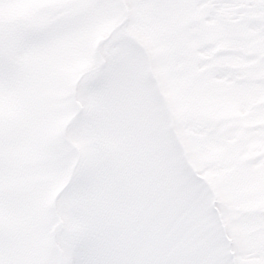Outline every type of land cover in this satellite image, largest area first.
Instances as JSON below:
<instances>
[{
  "label": "snow or ice",
  "instance_id": "1",
  "mask_svg": "<svg viewBox=\"0 0 264 264\" xmlns=\"http://www.w3.org/2000/svg\"><path fill=\"white\" fill-rule=\"evenodd\" d=\"M0 264H264V0H0Z\"/></svg>",
  "mask_w": 264,
  "mask_h": 264
}]
</instances>
